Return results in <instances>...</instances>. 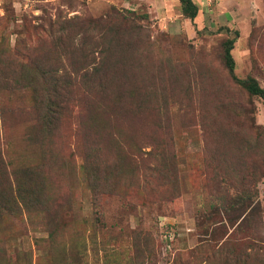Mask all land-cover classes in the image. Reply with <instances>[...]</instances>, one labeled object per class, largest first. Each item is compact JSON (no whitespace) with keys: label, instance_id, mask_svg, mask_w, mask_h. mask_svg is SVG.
I'll use <instances>...</instances> for the list:
<instances>
[{"label":"rangeland","instance_id":"1","mask_svg":"<svg viewBox=\"0 0 264 264\" xmlns=\"http://www.w3.org/2000/svg\"><path fill=\"white\" fill-rule=\"evenodd\" d=\"M162 1L0 0V66L10 54L18 68L30 60L39 71L33 78L17 76L15 90L0 92V156L10 179L28 164L45 170L50 188L34 212L12 203L0 210V264H180L188 258L190 264H221L217 245L237 226L242 231L232 236L235 242L261 237L260 206L238 210L233 200L240 170L233 186L226 181L233 171L216 177L230 139L246 144L251 126L264 132L263 101L225 67L223 44L235 34L215 25L199 33L178 1L168 7ZM202 1L212 9L221 0ZM238 3L246 11L238 13L239 27L228 16L229 30L243 32L232 52L235 75L253 77L264 88V9L252 22L250 0ZM111 39L115 44L104 57L126 65V91L143 88L133 112L140 100L149 111L92 125L83 73L103 62L100 51ZM45 60L59 71L56 80L67 75L77 86L62 124L37 139L41 127L32 112L55 79L41 74L38 62ZM8 72L0 69V79ZM256 188L264 211V181ZM215 210L219 215L207 223L205 214Z\"/></svg>","mask_w":264,"mask_h":264},{"label":"trees","instance_id":"2","mask_svg":"<svg viewBox=\"0 0 264 264\" xmlns=\"http://www.w3.org/2000/svg\"><path fill=\"white\" fill-rule=\"evenodd\" d=\"M179 3L182 15L194 22L200 12V8L195 0H179ZM229 29L230 27L227 25L220 26L215 30L218 32L225 31L227 34H235V37L227 39L223 44L224 61L228 74L234 82L242 86L251 96L259 97L264 104V88L260 86L257 79L249 77L246 80H241L235 75L236 62L232 52L241 34L239 30L232 32ZM203 30L199 31V33ZM121 32L122 31H119L120 34H122ZM114 44L115 42L113 43L111 39L108 42V47L100 51L101 56L103 55V62L101 61L92 71L85 69L83 73V82L81 86L84 89V101L86 103L84 105L87 106L90 113L92 125H108L113 121L118 122L120 119L129 118V116L141 118L149 111L147 105L146 107L144 106V101L140 100L138 102L139 111L136 113L133 112L131 106L136 104L135 96H143V88L140 86L137 90L129 88V90L126 91L127 87H129L127 77L122 79L127 75L128 70L126 65H121V63L117 62L116 64H112L108 62L107 55V58L104 57V54L109 53ZM113 54L116 55L115 49L113 50ZM5 58L6 59L3 60V66H0L1 72H10L7 73L8 75L6 74L7 76L5 75L0 79L1 94L7 88L15 90L18 84V82L15 81L17 76L21 77L22 80L37 77V72L39 71L36 70V66H32L34 63L30 60L29 62L20 64L18 68L19 62L16 64L13 55L5 54ZM47 63L48 61L46 60L43 64L38 62L39 69L42 71L41 74L54 77L55 79L49 83V85H51L50 95L45 97L41 102L37 101L32 112L34 114L35 124L38 122L41 127L39 130L35 131V137L37 139H41V134L39 133L47 129L52 132L53 129L56 130L62 124L65 114L72 107L71 102L75 99H73V90L75 86H77L67 75L56 80L59 71L50 66H45ZM9 75L12 76L11 80L9 79ZM4 77L6 78L5 80ZM44 92H46V89H44ZM81 99L82 97L79 101H81ZM204 127L207 128L208 126L205 125ZM248 134L245 132V143L249 145L247 149L244 148L246 144L237 145L234 138L230 139L225 144L224 149L226 150L221 152L218 159L219 162L215 167L217 171L216 177H222L219 174L222 173L224 169L233 171L231 178L229 180H224H226L227 183H231L230 185H232V183L236 184L233 180V176L236 175V170H240L242 178H240L238 182L239 187L234 186L239 190V194L238 196L233 194V197L236 196L233 200L238 204V210L249 205L252 207L253 204L256 207L260 206L258 210L260 211V220L262 222L264 211L259 203V192L256 187L259 183L264 181V132L251 126ZM254 149H258V151L256 152ZM230 154L233 156L232 158L229 157ZM0 158L2 160L0 161V210L8 209L9 203L14 204L16 207L21 206L26 208L27 211L30 212L37 210L38 207H40V203H42L41 199L43 196H49L50 188H48L46 184L48 183V179L45 170L41 169V171H37L28 164L19 165L15 170L13 179H10L7 175L8 164H6L1 156ZM252 158H254V160H250ZM232 159H235L236 162H232ZM91 160L97 162V160L99 161V156H92ZM38 167L45 168L44 166ZM251 185H254V191L251 190ZM45 187L47 188V192L44 191ZM93 187L96 191L97 186L95 183H93ZM8 194L12 196L9 198ZM95 194L96 193L93 192V196H95ZM94 202H96V198ZM231 210L236 209L233 207ZM231 210L227 208L225 209V213L229 214ZM218 215L219 212L217 210L205 214V221L207 223H214L215 217ZM229 223L234 225L231 218H229ZM262 224L261 237L256 239V242L250 244H242L232 239V236L237 231H242V229L237 226L234 234H230L223 242L217 245L216 251L223 253L220 255L221 258L219 262L221 264H264V223ZM206 232L208 233V231ZM213 235L214 233L212 236ZM218 239L217 237L213 238L215 242H217ZM180 264H190L189 258L181 259Z\"/></svg>","mask_w":264,"mask_h":264},{"label":"crops","instance_id":"3","mask_svg":"<svg viewBox=\"0 0 264 264\" xmlns=\"http://www.w3.org/2000/svg\"><path fill=\"white\" fill-rule=\"evenodd\" d=\"M175 1L176 2L178 1V3H179V0H175ZM175 1L173 3H176ZM240 1L241 0H224V1L221 0L215 8L208 9L207 4L206 3L203 4L202 0H195V2L198 4V6L200 8V12H199V15L197 16V18L195 19L194 24L196 25V27L199 31H201L203 29H207V28L215 30V27H213L214 25L219 28L220 26H227L229 24L228 16L230 14L233 18L232 22L236 23L238 26V23H237L238 13L241 11V9H242L241 15L244 12H246L244 10L243 6L240 5V3H238ZM263 1L264 0H250V3L247 6L246 10L247 11L250 10V12L252 13V17H251L252 22H255L256 20L259 19V15L262 12V10L264 9ZM162 2H163L162 4L164 5V7H168V5L171 1L170 0H163ZM203 8L208 9L207 11H205L206 14L204 13ZM214 11L217 14L214 13ZM164 13H165V9H164ZM202 14H203V16H202ZM205 16H206L207 20H204ZM224 16L226 17V20H225ZM208 17H210V18H208ZM244 17L248 18V14H245ZM208 20L211 21V25L208 24ZM185 21L187 23H190V24L192 22V20L187 19V18H185ZM238 29L240 31V34L243 36V32L240 30V28H238ZM250 29H251V27H250ZM249 30H248V32H249Z\"/></svg>","mask_w":264,"mask_h":264},{"label":"built area","instance_id":"4","mask_svg":"<svg viewBox=\"0 0 264 264\" xmlns=\"http://www.w3.org/2000/svg\"><path fill=\"white\" fill-rule=\"evenodd\" d=\"M209 1H211V0H209Z\"/></svg>","mask_w":264,"mask_h":264}]
</instances>
